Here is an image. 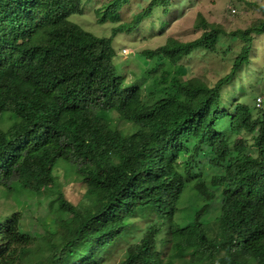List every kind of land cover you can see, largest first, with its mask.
Listing matches in <instances>:
<instances>
[{
  "label": "trees",
  "instance_id": "1",
  "mask_svg": "<svg viewBox=\"0 0 264 264\" xmlns=\"http://www.w3.org/2000/svg\"><path fill=\"white\" fill-rule=\"evenodd\" d=\"M128 1L110 0L96 13L98 25H110L98 35L74 20L82 0H0V190H43L71 215L36 240L20 228L29 211L0 214V264H107L110 248L128 236L116 264H264V103H222L264 20L229 34L202 20L200 37L142 51L162 68L199 49L214 52L222 36L242 44L215 84L193 78L146 92L123 83L113 40L173 2L151 0L121 22ZM110 115L130 129L115 128ZM224 118L226 135L216 129ZM243 133L253 154L231 146L230 135ZM61 164L86 186L88 207L58 190L53 170ZM187 191L195 199L181 209ZM213 204L215 235L205 227ZM43 215L32 223L44 226ZM137 220L147 222L143 229Z\"/></svg>",
  "mask_w": 264,
  "mask_h": 264
},
{
  "label": "rangeland",
  "instance_id": "2",
  "mask_svg": "<svg viewBox=\"0 0 264 264\" xmlns=\"http://www.w3.org/2000/svg\"><path fill=\"white\" fill-rule=\"evenodd\" d=\"M109 1L82 0L83 14L75 17L74 20L95 34L107 33L110 25H98L96 13L102 12ZM150 1L129 0L119 11L121 22H130L133 15L146 9ZM172 2V7L166 13H162L159 9L155 10L152 16L135 30L121 33L113 40L112 46L116 53L115 65L124 84L138 83L143 90L146 89V92L154 89L168 92L172 83L186 82L193 78L199 79L206 85H213L230 71L232 61L242 46L238 40H233L227 35L222 36L214 52L199 49L182 58L176 65L163 61L162 68L158 67L156 59L148 61L141 52L155 49L165 44L167 39L187 42L200 37L203 33L202 27L199 26L202 20L207 25L222 27L227 34L246 29L252 22L264 20V0H172ZM232 9L235 12H231ZM222 90L225 110L230 108L232 104L230 100L233 98L240 102L253 103L255 98L264 97V34L255 36L248 64L242 66ZM109 118L112 120V125L121 132L123 129H130L127 123L120 121L116 124L113 116ZM6 126L7 121L2 124V128L5 129ZM216 129L224 135L230 133L227 119L217 122ZM229 138L232 148L254 153L251 135L232 134ZM53 175L57 178L58 190L68 202L78 207H88L90 202L85 196L86 186L69 168L61 164L55 167ZM183 199L181 209L195 198L189 194L184 195ZM55 201V195H45L43 190L39 193L20 190L16 196H10V193L4 194L0 190V214L11 213L13 210L20 213H23V209L29 211L28 215L23 213L25 217L22 218L20 228L23 233L36 237L37 240L48 232L52 233L56 230L58 233L60 229L55 224L57 220L71 219V215L58 210ZM39 212L44 214V226L32 223ZM217 214L218 208L213 204L205 220L209 234H216L214 217ZM146 224L144 220H137L134 223L142 229ZM132 242V237L128 236L124 242H119L110 248L112 256L107 264H116L126 246ZM32 247L33 249L37 247V241Z\"/></svg>",
  "mask_w": 264,
  "mask_h": 264
},
{
  "label": "clouds",
  "instance_id": "3",
  "mask_svg": "<svg viewBox=\"0 0 264 264\" xmlns=\"http://www.w3.org/2000/svg\"><path fill=\"white\" fill-rule=\"evenodd\" d=\"M123 51H124V50H123ZM261 98H262L263 103H264V97L262 96ZM255 100H256V99H255ZM254 106H255V101H254ZM255 108H256V107H255ZM187 188H188V186H187ZM186 193H188V194H186ZM186 193H185L186 195H189V192H188V191H187ZM175 218H177V216H175ZM144 222H145V221H144ZM205 227H207V226L205 225ZM167 249H168V247H167V248H164V249H163V248L161 249V252H162V256H163V257H165V255H166V253H167ZM187 259H188V258H187ZM180 264H183V260H181ZM187 264H194V263H192V262L190 263V262L187 261Z\"/></svg>",
  "mask_w": 264,
  "mask_h": 264
},
{
  "label": "built area",
  "instance_id": "4",
  "mask_svg": "<svg viewBox=\"0 0 264 264\" xmlns=\"http://www.w3.org/2000/svg\"><path fill=\"white\" fill-rule=\"evenodd\" d=\"M231 12H235L233 9L231 10ZM255 107L257 109H261L263 108V100L261 97H257L256 100H255Z\"/></svg>",
  "mask_w": 264,
  "mask_h": 264
}]
</instances>
